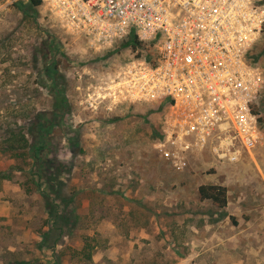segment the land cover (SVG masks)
Returning a JSON list of instances; mask_svg holds the SVG:
<instances>
[{"label": "rangeland", "instance_id": "1", "mask_svg": "<svg viewBox=\"0 0 264 264\" xmlns=\"http://www.w3.org/2000/svg\"><path fill=\"white\" fill-rule=\"evenodd\" d=\"M137 51L91 46L44 1L0 0V145L20 132L30 144L0 151V264H264V92L255 146L220 160L168 142L157 102L90 108ZM252 52L264 73V31ZM48 176L78 222L59 240ZM210 183L227 187L225 208L200 198Z\"/></svg>", "mask_w": 264, "mask_h": 264}, {"label": "built area", "instance_id": "2", "mask_svg": "<svg viewBox=\"0 0 264 264\" xmlns=\"http://www.w3.org/2000/svg\"><path fill=\"white\" fill-rule=\"evenodd\" d=\"M43 1L93 47H110L131 31L154 44L88 92L90 108L161 103L168 142L208 146L220 160L236 162L255 146L264 73L252 50L264 31V0Z\"/></svg>", "mask_w": 264, "mask_h": 264}, {"label": "trees", "instance_id": "3", "mask_svg": "<svg viewBox=\"0 0 264 264\" xmlns=\"http://www.w3.org/2000/svg\"><path fill=\"white\" fill-rule=\"evenodd\" d=\"M32 4L38 6L40 5L43 0H30ZM123 43L126 45H129L133 48V50H138L136 53V57L141 56L143 53L140 51H146L148 53V50L150 47H154L153 42H143L140 41L138 36L136 35L135 31H131L125 38L122 39ZM253 54V52H252ZM252 59L256 65L257 62L254 60V55H252ZM60 99V98H59ZM60 101V100H59ZM159 106L162 108L164 107L163 104H159ZM13 137L11 140L7 141L6 143H3L0 145V151L1 152H21L24 151L26 148L30 147L29 139L26 136V133L20 132V133H13ZM56 177V178H54ZM46 177L47 183L49 185V190L46 192V202H47V208L49 210V216L51 219V226L58 230V240L61 239L62 235L66 232V227H73L76 226L77 218L68 219L67 216L64 214L65 211L61 210V204L63 203L65 207L68 206V203L71 199L66 198L65 195L62 193L61 184L62 181H57L58 177ZM54 182L57 181L58 186H54L55 183H52V180ZM227 187L222 184H202L199 186V195L202 200H209L211 201L215 206L218 208H225L228 204V194H227ZM232 221L234 224H236V221L232 218ZM48 234V233H46ZM47 235L45 236V238Z\"/></svg>", "mask_w": 264, "mask_h": 264}]
</instances>
